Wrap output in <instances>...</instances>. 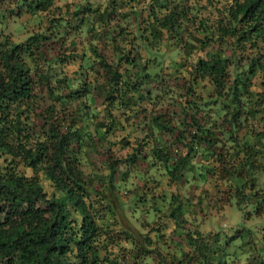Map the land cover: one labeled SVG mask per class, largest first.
Instances as JSON below:
<instances>
[{"label": "trees", "instance_id": "obj_1", "mask_svg": "<svg viewBox=\"0 0 264 264\" xmlns=\"http://www.w3.org/2000/svg\"><path fill=\"white\" fill-rule=\"evenodd\" d=\"M191 183L264 214V0H0V264H238Z\"/></svg>", "mask_w": 264, "mask_h": 264}, {"label": "rangeland", "instance_id": "obj_2", "mask_svg": "<svg viewBox=\"0 0 264 264\" xmlns=\"http://www.w3.org/2000/svg\"><path fill=\"white\" fill-rule=\"evenodd\" d=\"M10 29L12 30V38L15 41L22 40L26 32L23 29H19L18 25H11ZM165 106V104L163 105ZM118 153L115 151V155ZM96 160L94 161V163ZM175 191H179L177 187H173ZM187 196L192 203H194V214H191L188 219L190 223L187 225L190 229H194V223L197 222V219L201 221V231H215L214 226L222 227L223 231H230L231 226L236 225L240 221L247 224L251 229L255 231L254 243L247 244L244 248L245 255L237 259L238 264H244L245 256L253 257L256 255V250L260 245H264V214L260 217L251 216L246 221L242 219V214L236 209V206L230 205L227 202L226 195H209L211 196L207 201L199 202V195L201 194L200 187H196L193 183L191 186L186 189ZM183 191V190H182ZM184 192V191H183ZM198 200V201H197ZM217 216V219L212 222V217ZM183 240L182 236L177 237V235L171 236L172 243H179L180 240ZM257 258V257H256Z\"/></svg>", "mask_w": 264, "mask_h": 264}]
</instances>
